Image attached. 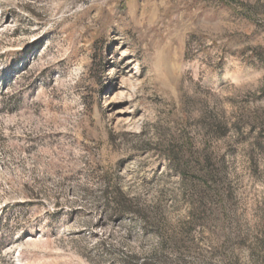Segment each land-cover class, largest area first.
Returning a JSON list of instances; mask_svg holds the SVG:
<instances>
[{
    "label": "rangeland",
    "instance_id": "rangeland-1",
    "mask_svg": "<svg viewBox=\"0 0 264 264\" xmlns=\"http://www.w3.org/2000/svg\"><path fill=\"white\" fill-rule=\"evenodd\" d=\"M0 264H264V0H0Z\"/></svg>",
    "mask_w": 264,
    "mask_h": 264
},
{
    "label": "trees",
    "instance_id": "trees-1",
    "mask_svg": "<svg viewBox=\"0 0 264 264\" xmlns=\"http://www.w3.org/2000/svg\"><path fill=\"white\" fill-rule=\"evenodd\" d=\"M189 151H191V144L190 143H189ZM169 159L171 161H173V163L177 164L179 167L180 166H183L186 169H187V167L189 169H192L193 168L192 165L189 164L190 162H192L191 160H189L190 162H187V164L184 165V164L178 162L179 161V158H175V156H173V157L172 156H169ZM211 162H212L211 161V157L208 156V155H206V156H204V158L196 160V163L197 164L194 165V168L197 166V169H199L200 172H204L205 174H211V170H210V168L212 166V163ZM117 192H118L119 198H124V195H123V193L120 190H118Z\"/></svg>",
    "mask_w": 264,
    "mask_h": 264
}]
</instances>
